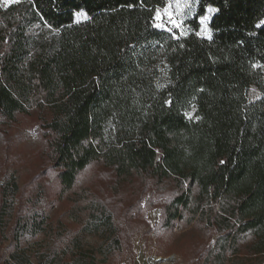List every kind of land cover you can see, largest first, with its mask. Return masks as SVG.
Returning a JSON list of instances; mask_svg holds the SVG:
<instances>
[{
  "label": "trees",
  "instance_id": "obj_1",
  "mask_svg": "<svg viewBox=\"0 0 264 264\" xmlns=\"http://www.w3.org/2000/svg\"><path fill=\"white\" fill-rule=\"evenodd\" d=\"M166 1L0 6V118L44 111L40 166L60 194L94 162L173 181L162 226L187 215L216 234L201 264H240L264 255V0H188L183 36L154 26ZM208 7L211 38L197 35ZM90 206L102 231L114 227L104 203Z\"/></svg>",
  "mask_w": 264,
  "mask_h": 264
},
{
  "label": "rangeland",
  "instance_id": "obj_2",
  "mask_svg": "<svg viewBox=\"0 0 264 264\" xmlns=\"http://www.w3.org/2000/svg\"><path fill=\"white\" fill-rule=\"evenodd\" d=\"M169 2L159 8L162 14ZM0 6H5L3 0ZM164 23L158 29L172 28L166 19ZM43 113L31 107L13 121L0 118L2 264H149L156 255H174L176 264L203 262L202 248L216 239L213 229L188 222L187 215L170 228L162 226V207L175 192L171 180L119 179L94 162L78 175L72 190L60 194L56 173L40 166L42 143L35 122ZM19 196L30 199L21 205ZM91 199L108 207L113 228L102 231L100 219L89 216ZM240 259L235 262L264 264V255ZM207 264L218 262L211 256Z\"/></svg>",
  "mask_w": 264,
  "mask_h": 264
},
{
  "label": "snow or ice",
  "instance_id": "obj_3",
  "mask_svg": "<svg viewBox=\"0 0 264 264\" xmlns=\"http://www.w3.org/2000/svg\"><path fill=\"white\" fill-rule=\"evenodd\" d=\"M19 3L20 0H3V3L6 6H10L11 3ZM170 9H174L170 11ZM192 9V5L188 2V0H170L169 4L166 6L164 13L162 14L159 9H157L154 20L157 21L155 23V27L157 28H163L165 27L164 20L166 19L167 22L172 26V28L179 29L180 35L183 36L186 34V31L183 28V22L184 18L186 17L187 13H190ZM187 10V12L185 11ZM217 9H214L212 7H208L206 9V14L200 16L199 23L202 26L201 32L197 33V35H207L208 38H211V33L208 30L207 23L210 19L211 14L215 13ZM83 20H88V15L83 12H76L75 13V22L79 23ZM264 26V21H261L259 24L256 25V27H262ZM172 28H169L168 30L171 31ZM186 116H188L189 119L192 118L191 113H186ZM223 163V161H222Z\"/></svg>",
  "mask_w": 264,
  "mask_h": 264
},
{
  "label": "built area",
  "instance_id": "obj_4",
  "mask_svg": "<svg viewBox=\"0 0 264 264\" xmlns=\"http://www.w3.org/2000/svg\"><path fill=\"white\" fill-rule=\"evenodd\" d=\"M177 260L174 255L170 256H152L149 264H176Z\"/></svg>",
  "mask_w": 264,
  "mask_h": 264
}]
</instances>
